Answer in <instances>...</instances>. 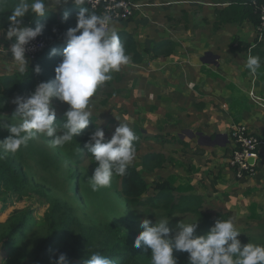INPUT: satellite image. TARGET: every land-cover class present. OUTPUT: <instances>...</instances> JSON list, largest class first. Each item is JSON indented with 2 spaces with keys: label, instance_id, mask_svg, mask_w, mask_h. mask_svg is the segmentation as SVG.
Returning <instances> with one entry per match:
<instances>
[{
  "label": "crops",
  "instance_id": "0c3cea01",
  "mask_svg": "<svg viewBox=\"0 0 264 264\" xmlns=\"http://www.w3.org/2000/svg\"><path fill=\"white\" fill-rule=\"evenodd\" d=\"M142 1L135 0L141 7L131 21L112 25L117 32L134 36L143 60L134 63L128 57L130 82L104 100L108 113L104 128L113 134L121 123L138 126L143 135L139 150H147L144 154L171 150L161 168L170 165L165 180L177 196L199 197L201 211L206 207L226 213L235 226L264 222V143L253 160L257 168L253 177L237 179L228 166L234 125H244L264 140V63L255 74L244 67L251 53L243 46H254L255 24L247 20L219 24V11L230 2L205 3L199 11H190L184 0L168 4L160 0L159 8L145 9ZM69 5L77 10L69 0L49 11L58 14ZM155 10L169 15L171 22L155 24L150 18ZM180 12L192 17L181 18ZM163 40L173 42V52L155 55L154 47ZM12 43L6 46L9 50ZM8 61L13 70H0V76L18 71L12 56ZM157 136L162 137L150 140Z\"/></svg>",
  "mask_w": 264,
  "mask_h": 264
},
{
  "label": "trees",
  "instance_id": "16d2710c",
  "mask_svg": "<svg viewBox=\"0 0 264 264\" xmlns=\"http://www.w3.org/2000/svg\"><path fill=\"white\" fill-rule=\"evenodd\" d=\"M257 1L260 5L262 0H231L220 13L219 24L242 23L245 20L251 21L255 26L260 23L259 6L253 5ZM17 0H5V7L0 8V32H7L11 14V8ZM90 12L99 15L97 11L85 6ZM77 10L67 6L58 14L49 11L45 16L39 17L28 14L24 17V24L35 27L43 24V32L40 36L47 41V47L40 51L25 72H16L12 75L0 76V112H5L10 107L9 97L16 92H23L29 95L34 91L39 82H47L55 77V68L63 59V49L66 47L64 34L70 27L77 23ZM74 11V12H73ZM67 15V19L65 16ZM119 36L125 45L126 55L132 57L134 62H141L143 55L138 49L134 36L127 31H119ZM245 50H250L251 55L257 56L260 63H264L263 42L255 39V44H245ZM56 53L52 54V50ZM234 49V48H233ZM174 50L171 40L159 42L153 49L155 55H170ZM39 65L41 71H35ZM96 118H91L88 127L73 138L69 143L60 147L70 161L79 163L81 156L93 159L91 153L84 147L89 140L90 134L95 130ZM11 124L9 122H1ZM57 130L62 131L64 114L57 115ZM98 127V126H97ZM138 140L134 142L135 152L139 151L142 139V131L134 129ZM10 135L6 128H0V140ZM35 137V136H34ZM34 137L26 146L15 153L0 154V210L10 204L13 200H23L29 192H34L46 199L50 206L46 213V222L37 226L33 222L35 208L32 205L24 209L16 210L4 223H0V247L10 248L19 245L18 251L4 264H51L52 259L58 260L60 254H66L70 264H85L93 253H99L110 258L113 264H151V249L136 248L134 242L138 236L135 232L122 230L118 224L105 223L95 225L84 221L76 214L77 205L82 199L79 188L78 170L69 166L64 177V185L68 187L69 196H54L52 179L61 177L62 159L50 151L40 147ZM32 159L44 169L46 173L45 182L35 181L28 170V160ZM95 162V161H94ZM165 156L161 153H147L143 158V167L148 171H154L162 167ZM98 163V162H95ZM47 171L50 172V180H46ZM121 178L120 194L125 198L128 206L143 204L141 197L148 192V184L140 170L133 164L129 166L125 175ZM157 195L149 199L150 203H156L157 199L163 205L174 211L179 209L182 212L196 214L208 224L214 225L216 220H228L226 213L217 212L215 216L206 214L200 210L203 201L195 196H177L174 187L170 182L165 181L156 185ZM21 240V241H20ZM21 242V243H20ZM20 243V244H19ZM264 246V244H259ZM177 264H189L187 252H174Z\"/></svg>",
  "mask_w": 264,
  "mask_h": 264
},
{
  "label": "clouds",
  "instance_id": "9594fccd",
  "mask_svg": "<svg viewBox=\"0 0 264 264\" xmlns=\"http://www.w3.org/2000/svg\"><path fill=\"white\" fill-rule=\"evenodd\" d=\"M69 0H17L8 16L9 26L6 38L13 41L10 50L12 62L23 73L28 68L26 55L28 45L43 32L44 25L35 27L25 25L23 20L28 14L43 17L52 5L67 4ZM79 7L75 27L64 34L66 47L63 59L55 68L54 79L39 83L27 96H17L15 115L22 122L19 125L0 123L10 135L0 140V154H15L21 146L37 134L50 138V146L62 147L85 130L91 112L88 110L90 99L105 82L112 78V72H118L128 63L125 45L119 33L110 27L111 16L90 12L84 5L89 0H71ZM5 0H0L4 8ZM67 19V15L65 16ZM52 50V54L56 53ZM244 67L255 74L261 67L257 56L249 55ZM35 71H41L39 65ZM58 100L69 105L64 113L62 131L56 126L57 112L53 101ZM119 119V118H118ZM138 140L134 131L121 123L106 140L105 131L100 126L90 134L84 147L88 149L97 163V167L87 183L92 191L111 186L114 175L123 176L135 159L134 142ZM144 229L136 237L134 246L142 245L151 249V264H177L175 252H187L189 264H264V246L251 243L242 245L232 219H218L205 235H195L198 227L195 223H179L178 231L173 235L169 220H160L153 224L149 219L141 222ZM51 264H70L66 254L53 258ZM85 264H113V261L99 253H93Z\"/></svg>",
  "mask_w": 264,
  "mask_h": 264
},
{
  "label": "rangeland",
  "instance_id": "374dc122",
  "mask_svg": "<svg viewBox=\"0 0 264 264\" xmlns=\"http://www.w3.org/2000/svg\"><path fill=\"white\" fill-rule=\"evenodd\" d=\"M158 1L160 0H143V8L145 9L148 8V6L153 5H155V7L153 6L154 8H159L160 2ZM162 1L164 4H168L169 2L171 3V0ZM230 1L231 0H184L185 4L188 5L187 8H189L190 11H199V6H202V4L205 3L224 4ZM58 7L59 6L55 7V4L52 3L50 9L57 10ZM161 12L160 10H157V12L155 10L156 16L150 15L152 21L155 24H159L163 20V22H166L168 20L169 22H171V17ZM199 14L200 13L196 12L197 16H199ZM190 16L192 17L190 13H179V17L181 18L183 17L187 19ZM146 17L149 18L148 13H146ZM170 27L171 26H169V28ZM169 35L171 36L170 32ZM8 42L10 43V40L6 38V32L3 33L2 31V33H0V70L3 71L9 69L13 70V66L8 61V59L11 58V56L8 54L9 52L7 51V49L9 48L6 47L7 44H9ZM262 42H264V38ZM2 54L3 58H1ZM127 75L128 65H122L118 72L111 73L112 78L105 82V84L96 91V93L90 99L89 102L88 110L91 112L90 120L93 117L96 118L95 122L97 126H100L105 131L106 140L110 139L113 134H111L109 130H106L104 128V120L108 118V113L104 108L103 103L105 102L104 100L107 101V99L112 98L113 95L118 94L121 91L120 86H122L124 83L130 82V79H128ZM17 96H27V94H24L23 92H16L14 95L9 97L10 107L7 111L2 113L0 112L1 122H9L15 125H19L22 122L21 118L18 115H15L17 105L13 101ZM53 103L54 107L56 108L57 115H60L62 113L64 114L68 110L69 105L65 102H60L54 99ZM130 128L133 130L139 127L135 126L133 128ZM161 137L162 136H157V138L154 137L150 140H159ZM34 139L40 147L50 151L52 154H55L56 156L62 159L61 172H63V175L61 177H57L56 179H52L51 181L54 196L67 198L69 197L68 199H71V197L69 196L70 189L68 190V187L64 185V177L66 175L65 170L69 168V166H72V168L78 170L79 188L81 190L83 200H81L80 204L77 205L76 214L88 223H92L95 225L115 223L118 224L122 230L132 231L135 232L137 235H139V233L144 230L141 227V222L144 219L151 220L153 224L159 222L160 220H169V226L173 229V235L176 231H178L177 225L180 222L184 224L197 222L198 227L195 232V235L197 236L207 234L213 226L191 212H182L179 211V209L171 211V209L166 208L163 205V202H161V200L159 199H157L156 203L153 204L149 202V199L155 197L158 193L156 185L158 183L166 181L165 178L168 174L170 165L167 169H162L166 167V165L164 167L163 165L165 163L167 164L168 159L171 158V150H157L158 152H163L161 154L165 156V162L162 165L163 168L157 167L154 169V171H148L146 168L143 167L142 158L145 155L144 153L147 152V150H139L135 152V159L132 164L140 170V173L147 181L148 192L141 197L143 204H139L136 206H128L127 202L125 201V198L120 194L121 178L118 175L113 176L110 187L101 188L98 191H92L91 187L86 181L89 177L93 175L94 170L97 167V163H95L93 159L84 157V155H82L81 161L79 163L75 161H70L67 154L63 150H61L60 147L53 148L50 146V138H48L47 136L43 134H37L35 135ZM40 168V165L34 160H28V170L30 174L33 175L34 180L39 182H45V179H43V177H46V173L44 172V169ZM50 178V172L47 171L46 180H50ZM11 201L13 202H10V204H7L0 210V223L6 222L16 210H21L29 205H32L35 208L33 214L34 224L37 226H42L45 224L46 213L50 206V203L46 201L44 197L34 192H29L24 196L23 200L12 199ZM202 212L210 214L213 217L216 214L215 212L211 211L206 207ZM236 228L238 231L241 232L238 236V239H240L242 245L248 243H251L253 245L264 244V222L247 223L239 226L236 225ZM19 248L20 246L18 244L15 245V247L12 246L10 248L5 249L0 247V264H4L5 261L13 257V255L18 251ZM141 248L146 249V246L142 245Z\"/></svg>",
  "mask_w": 264,
  "mask_h": 264
},
{
  "label": "built area",
  "instance_id": "2783aa9c",
  "mask_svg": "<svg viewBox=\"0 0 264 264\" xmlns=\"http://www.w3.org/2000/svg\"><path fill=\"white\" fill-rule=\"evenodd\" d=\"M86 5L97 11L99 15L111 16L110 27L116 22L130 21L140 7L135 0H89ZM253 5L260 7V23L256 27L257 37L261 41L264 38V0L261 1L260 5L254 1ZM47 44L46 39L40 35L31 41L26 45L28 59H35L37 54L47 47ZM230 136L233 148L228 157V166L233 170L237 179L253 177L257 172L253 160L257 157L260 147L264 143L263 138L244 125H234Z\"/></svg>",
  "mask_w": 264,
  "mask_h": 264
},
{
  "label": "water",
  "instance_id": "95a60500",
  "mask_svg": "<svg viewBox=\"0 0 264 264\" xmlns=\"http://www.w3.org/2000/svg\"><path fill=\"white\" fill-rule=\"evenodd\" d=\"M205 59H207V58H205Z\"/></svg>",
  "mask_w": 264,
  "mask_h": 264
}]
</instances>
